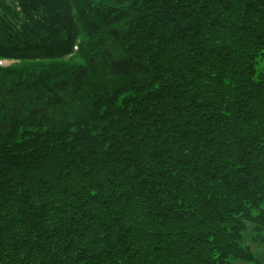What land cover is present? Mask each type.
Wrapping results in <instances>:
<instances>
[{"label":"trees","instance_id":"trees-1","mask_svg":"<svg viewBox=\"0 0 264 264\" xmlns=\"http://www.w3.org/2000/svg\"><path fill=\"white\" fill-rule=\"evenodd\" d=\"M0 60V264L254 262L264 0H0Z\"/></svg>","mask_w":264,"mask_h":264},{"label":"rangeland","instance_id":"rangeland-1","mask_svg":"<svg viewBox=\"0 0 264 264\" xmlns=\"http://www.w3.org/2000/svg\"><path fill=\"white\" fill-rule=\"evenodd\" d=\"M11 65V63H8L6 61H0L1 69H7L11 67ZM260 206H262V204ZM254 212L257 214L258 211ZM241 245L243 248H246L253 254L254 262L247 263L235 260L233 261L234 264H264V232L261 234L256 233L255 228L253 227L251 222H246V232L244 234V238H242Z\"/></svg>","mask_w":264,"mask_h":264}]
</instances>
